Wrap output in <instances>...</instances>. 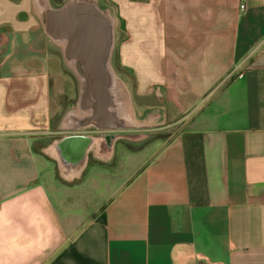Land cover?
Segmentation results:
<instances>
[{
  "label": "crops",
  "instance_id": "0c3cea01",
  "mask_svg": "<svg viewBox=\"0 0 264 264\" xmlns=\"http://www.w3.org/2000/svg\"><path fill=\"white\" fill-rule=\"evenodd\" d=\"M100 3L115 41L127 26L118 59L134 112H161L146 128L177 126L115 187L106 177L99 190L93 168L90 212L74 216L89 161L110 165L119 145L150 139L127 131L108 159L95 147L65 173L55 149L101 134L61 131L71 107L56 117L58 45L34 0H0V264H264V0Z\"/></svg>",
  "mask_w": 264,
  "mask_h": 264
},
{
  "label": "water",
  "instance_id": "95a60500",
  "mask_svg": "<svg viewBox=\"0 0 264 264\" xmlns=\"http://www.w3.org/2000/svg\"><path fill=\"white\" fill-rule=\"evenodd\" d=\"M34 10L46 34L62 49L64 63L78 81L79 101L68 110L61 131L95 130L101 134V138L71 135L55 149L62 165H71L65 173L77 175L95 147L104 149L102 155L108 159L117 140L130 139L125 132L144 125L136 119L130 93L112 63L116 21L110 9L102 7L100 0H66L59 7L50 0H34ZM85 75L96 76L86 80ZM146 137L139 134L134 139Z\"/></svg>",
  "mask_w": 264,
  "mask_h": 264
},
{
  "label": "rangeland",
  "instance_id": "374dc122",
  "mask_svg": "<svg viewBox=\"0 0 264 264\" xmlns=\"http://www.w3.org/2000/svg\"><path fill=\"white\" fill-rule=\"evenodd\" d=\"M119 24L118 25V36L115 41V50H114V58H115V66L114 69L116 70L117 76L120 78V82L123 84L125 89L130 93V85L132 80L130 76L128 75V72L122 67V64L120 60L118 59L119 56V51L125 43L128 41V35H127V26L124 23V25ZM122 30V32H120ZM126 32H125V31ZM124 31V32H123ZM58 50H56V64L52 67L51 74H50V86H51V96L53 100V107L56 111V117L59 119L60 116L64 113V110L70 106H72L75 102V99L77 98L78 94V82L77 80L69 73V69L64 65V62L61 58V49L57 47ZM134 85V84H133ZM74 106V105H73ZM146 111V112H145ZM159 111V110H156ZM138 114H135L138 116L137 119L140 121V123H151V121H155L154 118L156 117H161L162 115L161 112H156L154 114H151V110L145 109V108H137ZM142 115V116H141ZM153 116V117H152ZM163 121V119H162ZM177 125H156V127H153L152 129L150 128H142V129H137V132H142L143 133H155L153 135V138L146 137V139H150L148 141H141L143 142L142 145L138 146H123L119 145L117 147V154L115 159L113 160L112 164L110 165H100L92 160L89 161L88 168L85 170V174L89 176V178L85 179L84 181L86 184L79 188L80 189V194H81V199L83 203V209L81 208H73V213L74 216H78L80 212H83L82 210L86 211L87 209L90 212V204L92 203L90 201L91 193L89 192V189L92 187L90 185L91 183V172L93 171V168L98 170L101 176L98 177L100 181H98L99 190H103V182H108L107 178H110L111 181L114 184H110V186L113 188L115 187L118 182L122 181L123 179L121 178L123 176V173L125 170L131 166L132 169L128 170L125 174H130L134 170L140 167L141 164H143L145 158L147 155L153 154L156 151L160 149L159 146H153L154 143L159 142L160 145H163L161 143L166 142L168 138L172 135L171 130L174 129ZM157 133V134H156ZM138 141V143H140ZM135 157V158H134ZM131 161V162H130ZM104 173V174H103ZM105 175V178L104 176ZM86 176V177H87ZM97 177V176H94ZM102 177V178H101ZM76 183V182H75ZM90 193V194H89ZM77 201L75 198L73 199V204L75 205ZM69 206V205H68Z\"/></svg>",
  "mask_w": 264,
  "mask_h": 264
},
{
  "label": "flooded vegetation",
  "instance_id": "af4514ba",
  "mask_svg": "<svg viewBox=\"0 0 264 264\" xmlns=\"http://www.w3.org/2000/svg\"><path fill=\"white\" fill-rule=\"evenodd\" d=\"M51 2H52V4H53V6H55V7H59L60 5H62L66 0H63L62 1V3H60V4H58V3H56L54 0H50ZM61 58H62V60H63V62H64V56H63V53H62V51H61ZM68 59V58H67ZM68 60H70V59H68ZM70 62V61H69ZM99 63V62H98ZM64 65H65V63H64ZM69 73L77 80V78H76V76L73 74V72L71 71V70H69ZM95 76L96 75H85V76H83L86 80H88V79H92V78H95ZM100 76H102V75H98L97 77L98 78H100ZM104 76V75H103ZM104 78V77H103ZM78 82V81H77ZM115 84H113V88L115 89ZM116 90V89H115ZM88 99H84V102H86ZM79 101V91H78V94H77V98L75 99V103L72 105V106H70V107H75V105H76V103ZM142 125H149V124H147V123H141ZM92 132H96L95 130H93ZM109 134H115L116 132H108ZM142 134H145V135H147V137H150V138H153V135L155 134V133H151V134H147V133H142ZM141 134V135H142ZM157 134V133H156ZM126 135H127V133H126ZM112 148H113V146L110 148L111 149V152H112Z\"/></svg>",
  "mask_w": 264,
  "mask_h": 264
},
{
  "label": "built area",
  "instance_id": "2783aa9c",
  "mask_svg": "<svg viewBox=\"0 0 264 264\" xmlns=\"http://www.w3.org/2000/svg\"><path fill=\"white\" fill-rule=\"evenodd\" d=\"M240 8H241L242 11L246 10V5H245V3L243 1H241V3H240Z\"/></svg>",
  "mask_w": 264,
  "mask_h": 264
},
{
  "label": "trees",
  "instance_id": "16d2710c",
  "mask_svg": "<svg viewBox=\"0 0 264 264\" xmlns=\"http://www.w3.org/2000/svg\"><path fill=\"white\" fill-rule=\"evenodd\" d=\"M56 3L60 4L63 0H54Z\"/></svg>",
  "mask_w": 264,
  "mask_h": 264
},
{
  "label": "bare ground",
  "instance_id": "6f19581e",
  "mask_svg": "<svg viewBox=\"0 0 264 264\" xmlns=\"http://www.w3.org/2000/svg\"><path fill=\"white\" fill-rule=\"evenodd\" d=\"M60 48V47H59ZM61 49V48H60ZM61 51H62V49H61ZM137 119V118H136ZM138 120V119H137ZM139 121V120H138Z\"/></svg>",
  "mask_w": 264,
  "mask_h": 264
}]
</instances>
